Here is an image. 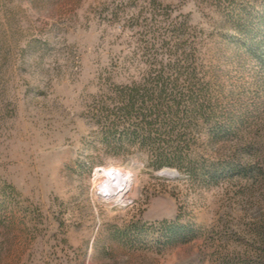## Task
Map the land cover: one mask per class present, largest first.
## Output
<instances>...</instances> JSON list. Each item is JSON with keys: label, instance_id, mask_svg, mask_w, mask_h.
I'll list each match as a JSON object with an SVG mask.
<instances>
[{"label": "rangeland", "instance_id": "obj_1", "mask_svg": "<svg viewBox=\"0 0 264 264\" xmlns=\"http://www.w3.org/2000/svg\"><path fill=\"white\" fill-rule=\"evenodd\" d=\"M191 51L207 89L195 120L182 78L151 132H108L130 94L151 102L150 65ZM120 140L135 145L107 147ZM143 141L190 144L186 162L210 171L157 169ZM101 167L128 179L126 194L101 191ZM263 210L264 0H0V264H249ZM178 213L190 242L125 236Z\"/></svg>", "mask_w": 264, "mask_h": 264}, {"label": "trees", "instance_id": "obj_2", "mask_svg": "<svg viewBox=\"0 0 264 264\" xmlns=\"http://www.w3.org/2000/svg\"><path fill=\"white\" fill-rule=\"evenodd\" d=\"M203 72L202 68L199 69L196 64V56L193 51L185 52L183 58L178 60H170L168 62H156L153 65H150L146 71L147 77L146 79L153 83L151 86H145L143 90H145L146 95L150 98L151 102L147 101L144 97L142 100L136 98L138 93L130 94V98L127 103L119 106L117 108V120H113L111 122V127L108 132L111 134H124V135H133L137 136L141 133L151 132L152 129L150 126L154 123L153 120L149 119V114L153 112L152 109L157 108L158 110V102L166 96L168 90H180V81L184 78L188 84L185 85L188 93L190 94L191 100L189 102V112L187 111V116L190 119H196L198 112L203 110L204 102L200 101L197 96H194L196 92L198 94H205L207 90L200 82L203 79L199 74ZM170 82L173 83V86L170 85ZM200 85V86H199ZM129 88V87H128ZM131 90L140 91L141 86H133L129 88ZM145 95V94H144ZM145 95V96H146ZM163 104V103H161ZM180 107V102H174L171 105L170 110L171 114H179L177 110L174 108ZM135 115V118L138 119L135 128L131 131L130 127L120 130L119 123L123 120H128ZM173 117V116H171ZM160 119V114L156 117V120ZM171 119V118H170ZM171 125V122L168 123ZM167 125V126H168ZM166 127V130L168 129ZM172 127V126H171ZM174 127L170 130V133H174ZM135 144L133 141L124 142L109 141L107 143V147L114 153H121L129 150L131 146ZM141 147H148L152 156V165L159 169L164 166H175L179 169H187L192 174L198 175L199 173L208 174L209 171L206 169L212 165L207 166H199L196 167L193 162H186V157L189 154L190 144H181V143H150L143 141L140 144ZM232 165V169L235 171H241L244 173H248L253 171L256 167H260L258 169H263L256 165H252L249 163L248 165H244L243 163L236 161L234 163H230ZM205 172V173H204ZM182 214L178 213L172 219H163L161 221H157L151 223L148 227L146 224H141V222H136L128 226L129 230L125 232V236L130 235L132 232L137 235L143 234V231H148L152 234L156 241L161 244H176V243H186L192 241L197 236V229L192 223H183L181 221ZM146 230H142V228ZM250 235L253 243L250 244L252 246L256 245L257 252L250 255L249 264H264V210L260 212V215L255 216V220L250 225ZM250 240V239H249Z\"/></svg>", "mask_w": 264, "mask_h": 264}, {"label": "bare ground", "instance_id": "obj_3", "mask_svg": "<svg viewBox=\"0 0 264 264\" xmlns=\"http://www.w3.org/2000/svg\"><path fill=\"white\" fill-rule=\"evenodd\" d=\"M98 174L105 175L107 177V180L105 183H103L106 188H101L102 192H105L106 194H113L120 192L121 194H126L128 191V179L127 178H121L119 176V173L116 169H110L101 167L98 169ZM169 175H172V173H169Z\"/></svg>", "mask_w": 264, "mask_h": 264}, {"label": "water", "instance_id": "obj_4", "mask_svg": "<svg viewBox=\"0 0 264 264\" xmlns=\"http://www.w3.org/2000/svg\"><path fill=\"white\" fill-rule=\"evenodd\" d=\"M160 173L165 175H169V173H172V175L169 176H177L179 174L177 169H171L169 167L164 168Z\"/></svg>", "mask_w": 264, "mask_h": 264}]
</instances>
